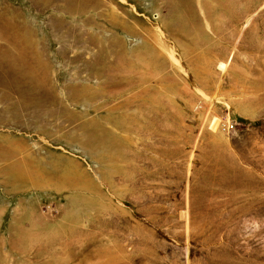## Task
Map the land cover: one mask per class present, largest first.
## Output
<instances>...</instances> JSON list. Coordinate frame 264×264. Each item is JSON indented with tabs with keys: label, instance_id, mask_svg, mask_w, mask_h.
<instances>
[{
	"label": "rangeland",
	"instance_id": "obj_1",
	"mask_svg": "<svg viewBox=\"0 0 264 264\" xmlns=\"http://www.w3.org/2000/svg\"><path fill=\"white\" fill-rule=\"evenodd\" d=\"M0 264H264V0H0Z\"/></svg>",
	"mask_w": 264,
	"mask_h": 264
}]
</instances>
